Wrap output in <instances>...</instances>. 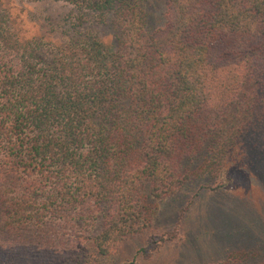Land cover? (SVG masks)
Here are the masks:
<instances>
[{
  "label": "trees",
  "instance_id": "1",
  "mask_svg": "<svg viewBox=\"0 0 264 264\" xmlns=\"http://www.w3.org/2000/svg\"><path fill=\"white\" fill-rule=\"evenodd\" d=\"M23 1L75 8L49 59ZM148 16L146 0H0V264H101L157 201L248 169L236 146L264 119V0H166L162 25ZM210 264H264V246Z\"/></svg>",
  "mask_w": 264,
  "mask_h": 264
},
{
  "label": "rangeland",
  "instance_id": "2",
  "mask_svg": "<svg viewBox=\"0 0 264 264\" xmlns=\"http://www.w3.org/2000/svg\"><path fill=\"white\" fill-rule=\"evenodd\" d=\"M165 1L146 0L150 27L163 24ZM22 4L26 8L22 15L26 36L41 41L40 57L49 59L50 46L64 42L74 33V27L67 22L69 15L77 14L75 8L52 1L35 4L23 1ZM86 18L90 20L79 30L85 31L94 20ZM91 31L107 44L115 43L113 26L94 23ZM249 128L236 148L245 149L251 160L247 170L232 174L233 188L214 191L211 190L214 182L194 180L182 192L157 201L158 210L152 225L101 264H210L234 249L249 248L255 241L264 246L261 238L264 237V119L256 117ZM77 231L80 233V229ZM160 237H171V240L161 243L160 248L150 245L151 238ZM26 264L51 262L27 260Z\"/></svg>",
  "mask_w": 264,
  "mask_h": 264
}]
</instances>
